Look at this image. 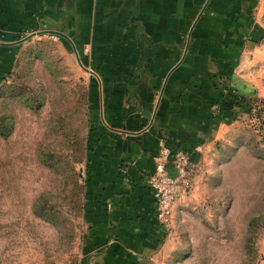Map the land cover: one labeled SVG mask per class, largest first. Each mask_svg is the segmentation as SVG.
Segmentation results:
<instances>
[{
	"label": "crops",
	"instance_id": "obj_1",
	"mask_svg": "<svg viewBox=\"0 0 264 264\" xmlns=\"http://www.w3.org/2000/svg\"><path fill=\"white\" fill-rule=\"evenodd\" d=\"M46 32L74 53L90 86L87 253L171 255L177 243L147 184L155 155L161 142L194 149L195 183L207 185L214 147L230 135L211 114L222 84H255L262 96L264 0H0V83L22 40Z\"/></svg>",
	"mask_w": 264,
	"mask_h": 264
},
{
	"label": "rangeland",
	"instance_id": "obj_2",
	"mask_svg": "<svg viewBox=\"0 0 264 264\" xmlns=\"http://www.w3.org/2000/svg\"><path fill=\"white\" fill-rule=\"evenodd\" d=\"M22 42L0 83V264H264V78L258 98L255 84L249 91L222 84L212 118L234 129L214 147L217 167L206 186L195 183L194 149L176 147L195 172L173 206L172 254L142 260L126 246L109 260V249L98 258L86 248L85 70L56 33Z\"/></svg>",
	"mask_w": 264,
	"mask_h": 264
},
{
	"label": "built area",
	"instance_id": "obj_3",
	"mask_svg": "<svg viewBox=\"0 0 264 264\" xmlns=\"http://www.w3.org/2000/svg\"><path fill=\"white\" fill-rule=\"evenodd\" d=\"M195 172L190 155L184 149L173 150L161 142L155 155V166L147 177L159 224L168 228L176 200L184 196Z\"/></svg>",
	"mask_w": 264,
	"mask_h": 264
},
{
	"label": "trees",
	"instance_id": "obj_4",
	"mask_svg": "<svg viewBox=\"0 0 264 264\" xmlns=\"http://www.w3.org/2000/svg\"><path fill=\"white\" fill-rule=\"evenodd\" d=\"M255 220H256V218H255Z\"/></svg>",
	"mask_w": 264,
	"mask_h": 264
},
{
	"label": "water",
	"instance_id": "obj_5",
	"mask_svg": "<svg viewBox=\"0 0 264 264\" xmlns=\"http://www.w3.org/2000/svg\"><path fill=\"white\" fill-rule=\"evenodd\" d=\"M148 115H149V113H148Z\"/></svg>",
	"mask_w": 264,
	"mask_h": 264
}]
</instances>
